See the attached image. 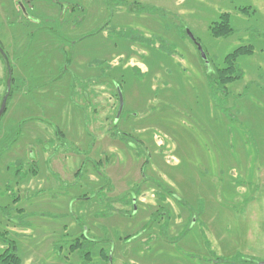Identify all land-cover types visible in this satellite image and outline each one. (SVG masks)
<instances>
[{"label": "rangeland", "instance_id": "1", "mask_svg": "<svg viewBox=\"0 0 264 264\" xmlns=\"http://www.w3.org/2000/svg\"><path fill=\"white\" fill-rule=\"evenodd\" d=\"M67 1L41 0L39 13L45 8L49 14L36 24L40 31L30 37L25 31L19 38L24 27L15 22V1L0 0V41L10 50L14 75L23 79V91L19 94L16 82L0 120V254L14 244L21 264H86L69 255L70 238L80 227L119 244L121 236L135 234L147 222L146 213L157 203L151 182L145 184L135 216L123 210L127 205L109 208L90 196L84 199L106 184L98 172H106L112 159L114 182L121 189L143 179L145 158L115 149L117 143H109L101 124L102 109L113 107L112 113L116 100L112 85L96 77L114 69L112 77L123 83V92L137 94L134 106L143 117L136 122L151 143L149 179L175 190L200 211L205 224V232L198 225L182 240L181 251L167 253L172 263L264 260V0H75L85 6L78 13L87 16L79 30L74 22L67 25L69 13L65 23L61 19ZM226 12L235 31L215 37L211 25ZM186 28L225 77L222 82L207 78ZM70 38L81 41L72 48L76 58L60 80L59 71L68 63L66 52L56 46L70 45ZM244 45L253 49L239 56L243 77L237 78L225 57ZM4 66L0 60V105ZM53 125L65 131L66 140L49 151L44 145L55 135ZM30 148L40 149L35 174L34 165L33 173L28 165ZM51 155L62 157L60 169L44 164ZM130 244L138 264L154 257L152 264H162L166 257L159 245Z\"/></svg>", "mask_w": 264, "mask_h": 264}, {"label": "flooded vegetation", "instance_id": "2", "mask_svg": "<svg viewBox=\"0 0 264 264\" xmlns=\"http://www.w3.org/2000/svg\"><path fill=\"white\" fill-rule=\"evenodd\" d=\"M14 4V14L17 17L15 20L16 23H19L24 27L21 29V34H19V38L22 35V33L25 34V31L27 32V36L30 37L35 35L36 32L40 31V27L36 24L40 23V17L44 14H49L45 8L43 9L44 13H39L37 9V4H40L41 0H13ZM43 2L45 0H42ZM129 3H131L133 0H125ZM68 4L64 5V8L62 11L59 12L61 15V19L66 22V15L67 13L70 14L67 20L68 23L74 22L72 25L76 30H79L78 27L80 26V22L85 20L87 16L83 15L82 13H78L79 11L84 10L85 6L78 5L75 0H68ZM136 1L134 0L135 4ZM137 6V5H134ZM43 14V15H42ZM14 16V17H15ZM47 17V16H45ZM76 17L77 19L73 18ZM44 18V17H43ZM73 18V19H72ZM72 19V20H71ZM46 18L43 19V21ZM38 21V22H37ZM43 21H41L43 23ZM58 30H61L60 26H58ZM68 38V37H67ZM129 38V36L127 37ZM71 40V41H70ZM70 45L61 44L58 43L56 46V49H58L60 52H66V55L64 57V60L68 63V65H64L61 71H59V79L62 80L68 72H66L70 65V62L74 59V56L76 58L75 51H73V47L75 46L76 42H80L81 38H70ZM144 41V40H143ZM142 43V42H141ZM16 45H13L11 49H14ZM0 47L2 52L0 51V60L4 63V75L5 80L3 81L4 86L6 87L7 81L10 77L9 72H11L12 80H11V94L9 102L12 100L13 94H15L16 88L14 84L18 82V87L20 92L21 87L23 86V79H18L16 75H14V64L12 63L11 59V53L10 50H7L4 45L0 41ZM4 52V53H3ZM18 52V51H16ZM44 52V50H42ZM44 54H41V58L45 59L48 56V53L46 52L45 56ZM36 56L38 58V53H36ZM63 57V56H61ZM105 60H100L101 65H103ZM110 67V66H109ZM135 67V66H134ZM108 72L104 71L103 74L101 73L100 76H97V80L100 82H108L112 85V90L114 91L113 94L115 95L114 98L116 100L114 111L111 113L110 110L113 109V107L103 108V119L101 121V124L105 130L108 129V132H106L107 136L109 137V140L111 143H117L116 146L114 145L115 149L118 147L124 148V155L127 156L128 152L134 151L135 156L138 158H142L144 160V164L141 166V174L143 175L142 181L135 182V184L128 188L124 185L122 186V189L116 185L114 182V176L112 174L115 173L117 170H111V163H113V160L111 161L109 167L107 168L106 172H101L98 169V173L100 176H102V179H104V182L106 184L101 183L102 186L98 187L97 190H95L92 194L84 195V199H86L88 196L89 199H96L99 202H101V206L105 207H113L115 203H121L120 205H127L129 207L126 210L129 216H135L139 213V200H141V197H145L144 189L146 183H153L156 186L154 197H156V202L154 203V210L151 211V213L148 216V212L146 213L147 218L142 228L137 230L135 234L132 235H126L124 237H120L119 244L116 243V241L112 238L107 237V235H101L98 236H92L91 228L84 225V227H80V231L77 232L74 236L70 238L71 243L69 245V255H74V258H81L83 259V263L86 264H138L137 257L132 256V245L131 242H135L136 240H139L141 244L144 246L145 249H151L153 246L159 245V248L162 250V254H165L166 257L163 258L162 264H174L172 263L171 259L169 258V254L171 255V250L173 249H180L183 247V244L181 243L182 240L188 236L196 228L198 225L200 226V230L202 232H205V224L203 221L199 218L201 215L200 211H198L197 208L190 205L187 201H185L182 197H180L175 190H173L170 186H165L162 184V182H158L157 180H152L150 178V174L146 173L147 167L150 165V161L152 159V151H150V145L147 140V137L143 136L140 130V126L136 121H140L142 115L140 113V110L135 107L137 99L136 93H128V95L123 92V84L119 80H115L112 77V74L117 73V71L113 69L112 74H109L111 70H107ZM110 71V72H109ZM106 72V73H105ZM108 74V75H106ZM88 79V78H86ZM120 89V90H119ZM130 89V88H129ZM7 90V87L5 88V91L3 93V96ZM23 91V89H21ZM132 90V89H131ZM134 90V89H133ZM132 90V91H133ZM83 96H85L87 102L91 105V95L88 93L86 89H82ZM123 93L124 97V106L121 108L120 105V94ZM2 96V98H3ZM1 98V99H2ZM133 99V101H132ZM3 100V99H2ZM150 99H147L146 103L149 102ZM9 102L6 108V114L8 112ZM130 103V104H129ZM133 104V105H132ZM135 105V106H134ZM97 107V106H96ZM96 107H94L95 112H97ZM149 106L146 109L148 110ZM144 109V107L141 109V111ZM155 109V108H154ZM154 109L152 114H148L149 118L153 117ZM149 112V110H148ZM145 113V112H144ZM137 119V120H136ZM135 120V121H134ZM97 122V119L96 121ZM106 124V125H105ZM136 124V125H135ZM138 124V125H137ZM131 129L125 128V126L129 127L131 126ZM54 126L55 135L53 134V137H50V141L46 146L44 147L49 148V151H52L54 147H56L61 141L65 142L66 140V133L62 129L60 130L58 126ZM122 127V128H121ZM111 148V145H109ZM129 148V149H127ZM112 149V148H111ZM30 159L28 160V165L30 170L33 173V167H31V164L34 165V174L38 171L36 168V165L38 166L41 161V155L40 149L30 148ZM48 152H45L47 154ZM47 157V156H46ZM114 158V157H113ZM57 159V160H56ZM62 160V157L58 156H50L49 159H44V164L48 165L50 168L53 166H57L58 169H60V165L58 166V163ZM115 158V162H116ZM100 161H103L102 159ZM57 162V163H56ZM18 163V162H17ZM60 164V163H59ZM63 168V167H62ZM61 168V169H62ZM98 180V179H97ZM158 186V187H157ZM124 190V191H123ZM141 196V197H140ZM144 201V200H143ZM181 205H183L184 210L182 212ZM144 207V206H143ZM110 213V212H109ZM146 217V216H145ZM78 227V226H77ZM210 246V243H209ZM6 250V249H5ZM159 250V249H158ZM80 256H79V255ZM151 257V254H149ZM67 258V259H66ZM69 257H65V259L69 262ZM155 258V257H154ZM154 258L150 259V262L148 264H152V261ZM195 258V256H193ZM64 259V260H65ZM206 257L204 258V261H206ZM212 263L214 262L213 259ZM142 261V260H141ZM246 261L252 263L249 258H246ZM228 264H231V260L227 262ZM140 264H143L140 262ZM257 264V263H255Z\"/></svg>", "mask_w": 264, "mask_h": 264}, {"label": "trees", "instance_id": "3", "mask_svg": "<svg viewBox=\"0 0 264 264\" xmlns=\"http://www.w3.org/2000/svg\"><path fill=\"white\" fill-rule=\"evenodd\" d=\"M231 23H232L231 14L228 12L222 13L220 15V21L214 22L211 25L210 31H212V35L215 37H222V36L228 37L232 35V33L235 31ZM252 49H253V46L244 45V46L237 48L236 50L233 51V53H230L229 55L225 57V62L228 65V69L230 68L235 69L236 71L235 77L237 78L243 77V72L240 71L239 65L237 64V60L239 56L251 53ZM214 68H215L214 72L211 73V75H207V78H209L210 80L211 78L212 80L214 78L215 80H218L220 83L222 82V80H224L225 77H222L221 75H219V72L216 66H214ZM249 260L252 263L254 262L256 263L257 258L253 257V258H249ZM0 264H21L20 256H18L16 246L14 244L9 246L7 250H4V253L0 254Z\"/></svg>", "mask_w": 264, "mask_h": 264}, {"label": "water", "instance_id": "4", "mask_svg": "<svg viewBox=\"0 0 264 264\" xmlns=\"http://www.w3.org/2000/svg\"><path fill=\"white\" fill-rule=\"evenodd\" d=\"M186 32H188L189 39L191 40L192 43L195 44V46L197 48L198 54L200 55L201 60L203 62V66L205 68L206 74L207 75H211V73L214 72L215 68H214L211 60L209 59V55L207 54V51H206L205 47L203 46L201 41L198 39V37H196L194 35V33L190 31L189 28H186ZM0 51L2 52L1 47H0ZM9 75H10V77H9V79L7 81V85H6L7 90H6V92H5V94H4L3 98H2L3 100H2L1 105H0V120H1L2 116L4 115V113L6 112V108H7V105H8L9 99H10L9 97H10L11 90H12V86H11L12 75H11V72H9ZM120 100H121L120 101L121 108H123V106H124L123 105L124 104L123 93L120 94ZM256 263L257 264H264V260L257 259Z\"/></svg>", "mask_w": 264, "mask_h": 264}]
</instances>
